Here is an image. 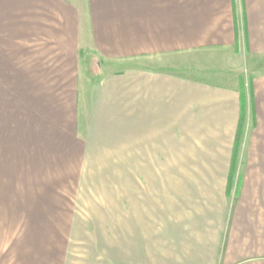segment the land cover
Returning <instances> with one entry per match:
<instances>
[{
    "label": "crops",
    "instance_id": "1",
    "mask_svg": "<svg viewBox=\"0 0 264 264\" xmlns=\"http://www.w3.org/2000/svg\"><path fill=\"white\" fill-rule=\"evenodd\" d=\"M6 58L34 145L115 164L121 262L264 264V0H0Z\"/></svg>",
    "mask_w": 264,
    "mask_h": 264
},
{
    "label": "rangeland",
    "instance_id": "2",
    "mask_svg": "<svg viewBox=\"0 0 264 264\" xmlns=\"http://www.w3.org/2000/svg\"><path fill=\"white\" fill-rule=\"evenodd\" d=\"M192 57L208 70L230 76L225 51ZM12 61L18 67L19 60ZM8 63L0 65V264H130L126 255L121 259L132 244L124 242L119 248L117 242L119 234L130 240L129 212H120L124 225L120 223L119 233L116 208L119 201L130 202L131 195L117 193L127 189L118 187L115 164L65 162L34 145L18 79L4 81V70L12 69ZM224 78L205 76L230 81Z\"/></svg>",
    "mask_w": 264,
    "mask_h": 264
},
{
    "label": "trees",
    "instance_id": "3",
    "mask_svg": "<svg viewBox=\"0 0 264 264\" xmlns=\"http://www.w3.org/2000/svg\"><path fill=\"white\" fill-rule=\"evenodd\" d=\"M239 142H240V132L237 133V137H236L235 154H234L235 159H236V150L238 148Z\"/></svg>",
    "mask_w": 264,
    "mask_h": 264
}]
</instances>
